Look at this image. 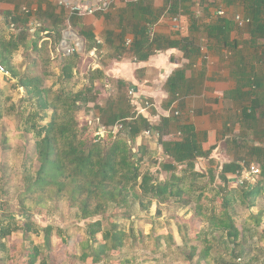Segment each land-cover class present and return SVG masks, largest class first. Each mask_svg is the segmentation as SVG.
Masks as SVG:
<instances>
[{
	"label": "trees",
	"instance_id": "obj_1",
	"mask_svg": "<svg viewBox=\"0 0 264 264\" xmlns=\"http://www.w3.org/2000/svg\"><path fill=\"white\" fill-rule=\"evenodd\" d=\"M201 2L203 3V0ZM222 2L233 9L242 8L245 17L250 18V22L242 28L248 27L250 42L255 41L253 44L261 47L257 46V41L264 39V0ZM186 4L196 5L197 2L170 0V10L174 13L180 12L181 9L188 11ZM60 8L62 9L59 14H48L51 21L56 19L52 21L54 22L52 30L55 32L52 34L51 46L48 40L40 43L41 33L48 29L43 23L37 31L32 32L30 20L33 13L22 10L20 6L15 11L4 12L3 16L10 21L9 24L6 20L0 22V63L6 67L10 76L18 80L17 85L26 91L29 101H35L39 111L35 110L33 113L41 120L49 118L44 124H32L37 137L33 145L35 153L33 159L38 163V167L32 168V159L27 154L22 173L23 190L18 194L19 206L23 211L31 212L35 206H44L50 202H67L69 207L77 210L80 220H88L85 233L87 239L81 242L82 252L79 254L77 249L72 247L71 237L66 239L57 232L56 236L60 237L57 243L54 242L55 228L52 225H39L33 218H27L22 222L17 219L0 221V264L5 262L57 264L60 257L66 259L67 264L79 262L100 264L109 251L112 255L120 253L124 237L127 235L116 224L108 230L103 229V220L111 219L113 216L111 209L125 214L138 205L139 209L144 211L151 207L153 201L166 202L171 199L187 204V195L197 189L200 193L196 198L199 202L196 212L202 215V220L209 222L213 230H220L223 233L216 239L206 238V245L199 253L198 264L201 261H204V264H212L215 260L212 259L211 251L215 247V241L218 242L217 245L224 244L228 242L227 240L239 236L235 204L247 203L249 207H254L257 199L264 195V100L259 93L249 94L251 99L249 106L239 112L238 110L226 112L228 122L235 123L237 120L244 122L246 118L253 121L259 130L252 139L248 135L237 136L236 142L239 149L245 152V156L242 159L236 157L225 163L218 162L217 157L212 156L217 146H212L209 150L203 149L194 127L183 123L180 115L162 117L160 123L154 125L153 108L150 112L138 113V110L130 112L124 108L123 100L118 103L109 100L106 106L99 104L95 106L94 114L100 118V121L93 119L96 130L99 132L101 126L105 128L104 135L97 133L92 129L90 122L81 124L78 118L81 101L85 96L84 91L75 92L63 88L51 93L49 88L44 87L43 77L21 71L13 60L14 53L22 48L25 50L31 48L35 52L34 64L39 59L51 60L52 50L57 47L56 41L60 40L62 29L67 27L64 23L67 9L64 6ZM235 14L236 12H233L232 16L229 13L224 14L219 18L218 24L209 27L208 32L209 36L218 42L222 41L223 46L230 49L237 48V42L233 44L229 40L230 32L236 26ZM139 36L140 39H136L132 45L136 53L142 47L148 46L149 34L145 27L137 31V37ZM185 40L187 46L191 45V51L193 49L199 51V46L196 47L193 40ZM262 54L264 55V48ZM69 56L71 61L66 60L61 75L65 81L70 82L74 77L70 64L78 62L81 55L74 53ZM140 56L145 58L148 53ZM181 74L178 72L169 79L173 92L177 89L176 80ZM117 124L121 126L115 130ZM147 129H154L160 133L159 140L168 156L159 162L155 173L143 164V152L139 153V150V156L134 157L136 152L133 150L135 147L133 144ZM166 132L177 138L163 140ZM141 146L144 147V144ZM199 157H204L211 163H218V169L210 167L208 172L202 170L198 164ZM253 165L260 166V173L255 176V180H247L241 186L231 183L238 171L245 167L251 168ZM206 176L210 177L209 181L214 185L211 197L206 194L209 186H199L200 180ZM3 190L5 185L0 181V193H3ZM217 199L219 203H215ZM206 203L211 205L204 207ZM251 217L255 221V226H259L264 217V210L260 209ZM19 230L33 234L43 232V242L36 244L31 240L29 243H10L8 238ZM102 231L103 236L99 238ZM169 236L172 238L171 234ZM199 237L198 234L186 238L193 244L194 250L190 254L192 259ZM214 249L221 253V257L224 254L229 255L234 264L247 252L245 248L239 252L229 247L222 252L220 249ZM88 259H91V262H88ZM104 264H129V261L117 258L105 260Z\"/></svg>",
	"mask_w": 264,
	"mask_h": 264
},
{
	"label": "crops",
	"instance_id": "obj_2",
	"mask_svg": "<svg viewBox=\"0 0 264 264\" xmlns=\"http://www.w3.org/2000/svg\"><path fill=\"white\" fill-rule=\"evenodd\" d=\"M58 1H0V22L6 20L9 24L10 19H5L4 12L15 11L19 6L22 10L28 8V12L33 13L30 20L32 32L37 31L43 23L48 29L41 33L40 43L48 40L51 46L55 32L52 21L56 19L51 21L48 14H59L62 8ZM89 1L92 4L103 2L87 0L86 3ZM201 1L196 0V5L186 4L188 11L181 9L177 13L170 10V0H113L104 4V9L85 16L70 14L67 8L64 9V23L71 26L77 36L75 39L82 44L78 52L80 60L71 62L70 69L76 82L80 81L79 91L85 92L84 101L89 100V95L109 94V102L118 103L121 102V95L126 97L123 99L124 108L130 112L139 111L141 100L145 99L156 103L162 110L171 107L178 109L183 123L192 125L198 133L203 149L217 146L212 156H216L218 162L225 163L245 156V152L238 147L237 136L243 134L252 139L259 130L253 121L246 118L244 122H228L226 112H239L249 106V94L259 93L264 100V39H259L257 46L261 47H256L253 44L255 41L250 42L248 27L243 29L244 26L235 23L229 40L233 44L237 42V48L223 46L222 41L218 42L208 33L209 27L218 24L223 16L217 12V5L221 9L225 6V12L230 16L235 10L244 14L243 10L228 7L222 0ZM144 27L149 34L148 46L136 53L132 45L136 39H140L137 31ZM185 39L193 40L196 47L199 46V51H191V45L187 46ZM71 42L76 44L74 40ZM56 45L59 48V40ZM146 52L148 56L142 58L140 55ZM52 53L53 60L56 58L55 51L52 50ZM60 59L63 68L66 60L71 61V56L63 54ZM178 72L182 74L177 77V89L173 92L169 79ZM130 88L135 90L134 96L138 99L135 105L130 101L134 99ZM107 101L103 104L93 97L91 102L106 106ZM89 117L100 121L95 114ZM147 138L153 140L151 145L157 146L162 160L168 158L160 136H139V145L145 144ZM162 138L169 140L177 137L166 132ZM225 152L233 154V159L225 160ZM203 161L208 169L218 167V163L199 157L198 164L202 170L206 168L202 166Z\"/></svg>",
	"mask_w": 264,
	"mask_h": 264
},
{
	"label": "rangeland",
	"instance_id": "obj_3",
	"mask_svg": "<svg viewBox=\"0 0 264 264\" xmlns=\"http://www.w3.org/2000/svg\"><path fill=\"white\" fill-rule=\"evenodd\" d=\"M216 8L219 10L221 6L217 5ZM223 9L225 10V6ZM54 51L56 58L53 60L55 63L50 58L51 60L41 59L40 62L34 64L32 60H35L36 54L31 49H19L14 53L13 60L21 71L43 77L44 87L49 88L52 91L51 93H56L63 88L75 92L79 91L80 81L76 82L75 78H72L69 82L62 77L63 68L60 57L63 55L58 50V47ZM52 54L51 57H54ZM16 82L18 80L10 76V73L7 76L0 73V181L5 185L4 192L0 193V208L3 209L4 215H13L15 217L12 219H17L21 222L27 218H33V221H37L39 225H52L55 228L53 234L59 232L61 237L66 239L71 237L72 247L76 248L80 254L82 252L80 244L87 239L85 233L89 222L88 220H80L76 209L69 207L68 203L64 201L35 206V209L31 212L23 211L19 206L18 194L20 190H23L22 173L27 154L32 159V168L37 169L38 167V163L33 159L35 157L33 145H35L37 137L32 124H44L49 118L41 120L39 116L33 113L38 110L34 103L35 101H29L26 91L19 87ZM93 97L98 98L104 104L105 101L111 98V95H89V100L84 101L83 99L81 101L82 106L78 112L79 121L81 124L90 122L92 129L96 130V124L93 119L87 118V116L95 112L94 106L97 104L94 105L95 103L91 102ZM119 97L122 98L121 100L126 99V97L121 95ZM147 140L144 147L139 145L140 140H136L133 144L135 150H133L136 152L137 157L139 153L143 152V164L148 170L155 173L158 170L156 163L162 160V155L158 153L156 145L154 147L151 145L153 140L150 138H147ZM243 157L244 155L241 158ZM223 158H226L225 160L233 159V154L225 152ZM202 166L203 168L206 167L204 170L207 172L208 168L204 161ZM253 166L260 168L259 165ZM163 175L164 177L166 176V174ZM209 180L210 177L206 176L200 180L199 186H209L206 194L211 197L214 185ZM199 193L200 190L197 189L188 194L187 204L171 199L166 202L153 201L151 207L144 211L139 209L138 205L125 214L111 209L110 212L113 216L111 219L105 218L103 220V229L108 230L116 224L127 235L124 237L120 253L112 255L109 251L100 264H104L105 260L117 258L127 259L129 264H198V256L206 245V238L216 239V237L223 234L220 230H213L209 222L202 220V215L196 212L199 205L196 198ZM215 203H219L218 199ZM208 205L211 204L206 203L204 207ZM235 209L239 236L227 240V243H219L220 247H217L218 242L215 241L214 248L220 249L221 252L226 247L235 248L237 252L245 248L247 249L246 254L242 259H238L235 264H264V217L257 227L251 217L253 214H257L260 209L264 210V195L257 199V204L254 207H249L247 203H237L235 204ZM22 214H27V217H16ZM42 233H25L19 230L11 234L8 241L21 244L23 242L29 243L32 240L39 244L43 242L44 235ZM170 234L172 238H170ZM198 234L200 237L195 243L197 249L192 259L190 254L194 250L193 244L186 238L187 236H196ZM102 236L103 231L99 233V238ZM59 237L55 234V243H57ZM214 248L211 253L212 259L215 261H212V264H234L229 255L224 254L221 257V253H218ZM62 256L64 257L65 255L63 254ZM88 262H91V259H88ZM67 263L66 259H61L60 257L57 264ZM204 263V261H201L199 264ZM2 264H12V262ZM78 264L84 263L79 262Z\"/></svg>",
	"mask_w": 264,
	"mask_h": 264
},
{
	"label": "built area",
	"instance_id": "obj_4",
	"mask_svg": "<svg viewBox=\"0 0 264 264\" xmlns=\"http://www.w3.org/2000/svg\"><path fill=\"white\" fill-rule=\"evenodd\" d=\"M77 1V3H76ZM87 0H59L58 4L60 6H64L65 8L68 9V11L70 12V14H74V15H81V16H85L88 14H93L98 10H102L104 9V4H108L110 2H112L113 0H103L102 3H96V4H92L89 1V4L86 3ZM26 11H28V8L25 9ZM219 13V15H224L226 14L224 9H219L217 11ZM178 19V17H176V20ZM235 21L237 24H239L240 26H244L245 24H247L248 22H250V18L245 17L244 14L242 13H236L235 14ZM76 34L73 32L71 26H67L66 28H64L62 30L61 33V38L59 40V50L61 51V54L64 56H69L71 54L74 53H78L79 52V48L80 46L82 47V44L80 43V41L77 42V40L75 39ZM74 40L76 42V44H73L71 41ZM0 73L4 74V75H9V71L6 69V67L0 63ZM130 94L132 96L135 95V90L133 88H130L129 90ZM133 100H130L131 103L133 105L136 104V99L135 96L133 97ZM142 101V107L140 108V110L138 111V113H143V112H150L152 110V108L154 109V113H152V123L154 125H157L159 123V121H161L162 117H170L172 115H180V111L177 109L175 110L173 107H171L168 110H162L160 108V106H158L156 103L150 101L149 99H145V100H141ZM175 103V101H174ZM173 103V104H174ZM121 125L117 124L115 126V130H117L118 128H120ZM102 135L105 134V128L102 126L99 128V132ZM144 135L145 136H151V135H156V136H160V133L154 129H147L144 131ZM260 173V168L252 166L251 168H244L242 171H238L232 178L231 183H233L234 185H243L245 181L247 180H252V177H255L257 174Z\"/></svg>",
	"mask_w": 264,
	"mask_h": 264
},
{
	"label": "water",
	"instance_id": "obj_5",
	"mask_svg": "<svg viewBox=\"0 0 264 264\" xmlns=\"http://www.w3.org/2000/svg\"><path fill=\"white\" fill-rule=\"evenodd\" d=\"M76 3H77V1H76ZM87 4H89V2H87ZM134 150H135V148H134ZM134 157L135 158H137V154L135 153V155H134ZM252 180H255V177H252ZM15 216H13V215H11V216H6V215H4L3 214V209L2 208H0V221H5V220H9V219H12V218H14ZM17 218H26L27 217V214H22V215H18V216H16Z\"/></svg>",
	"mask_w": 264,
	"mask_h": 264
}]
</instances>
